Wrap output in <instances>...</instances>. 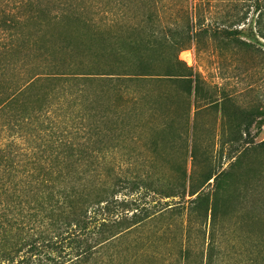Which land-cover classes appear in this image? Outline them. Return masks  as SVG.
<instances>
[{"label": "rangeland", "instance_id": "obj_1", "mask_svg": "<svg viewBox=\"0 0 264 264\" xmlns=\"http://www.w3.org/2000/svg\"><path fill=\"white\" fill-rule=\"evenodd\" d=\"M97 1L0 0V177L17 153L32 168L63 160L48 111L71 94L62 113L94 127L65 157L105 165L124 203L92 244L100 264H264V36L224 32L249 28L254 0H105L115 13L98 16ZM220 172L216 190L206 177ZM198 190L221 199L213 226Z\"/></svg>", "mask_w": 264, "mask_h": 264}, {"label": "trees", "instance_id": "obj_2", "mask_svg": "<svg viewBox=\"0 0 264 264\" xmlns=\"http://www.w3.org/2000/svg\"><path fill=\"white\" fill-rule=\"evenodd\" d=\"M121 1L116 0V4ZM91 4L97 16L115 13V10H108L110 5L105 4V0ZM251 7L256 13L253 23L248 29H225L228 36L242 35L247 30H257L264 36V0H254ZM246 20L247 17L241 18L238 24ZM188 29L189 40H193V25L190 24ZM187 44L183 43L178 52L187 50ZM176 76L192 82L187 75ZM68 96L71 94L62 97L57 109L60 112L58 115L53 116L57 113L55 109L48 111V137H53L57 130H61L63 160L54 163L51 159L53 156L61 157L60 153H54L45 162L48 166H39L36 161L32 168L23 162L27 156L17 153L9 170L11 179L0 177V264H100L97 257L100 251L97 248L101 245L95 248L92 244L122 225L119 217L120 220L111 219L112 214L119 216L118 207L122 208L124 203L108 193L105 165L88 163L79 166L67 160L68 156L76 153L77 149L72 146L76 133L80 135L85 132L90 135L94 127L88 117L79 113H62ZM41 112L36 117L41 116ZM91 155L87 153V156ZM226 175V172L210 173L206 177V184L213 181L215 189L222 190ZM122 184L121 178H118L114 187L115 195ZM100 190L103 196L97 195ZM190 196H196L192 201L196 211L205 213L207 218L211 216L212 226L220 216L225 215L217 193L210 196L198 190L191 192ZM138 217V213H134L127 219ZM139 223L135 221L132 226ZM109 239L100 243L104 244ZM211 247L214 250L213 243Z\"/></svg>", "mask_w": 264, "mask_h": 264}, {"label": "bare ground", "instance_id": "obj_3", "mask_svg": "<svg viewBox=\"0 0 264 264\" xmlns=\"http://www.w3.org/2000/svg\"><path fill=\"white\" fill-rule=\"evenodd\" d=\"M190 54L186 53L185 56L188 57Z\"/></svg>", "mask_w": 264, "mask_h": 264}]
</instances>
